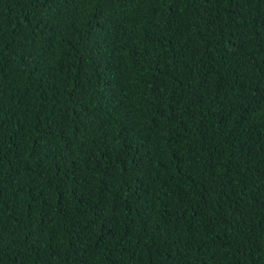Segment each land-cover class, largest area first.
I'll return each instance as SVG.
<instances>
[{
  "label": "trees",
  "instance_id": "trees-1",
  "mask_svg": "<svg viewBox=\"0 0 264 264\" xmlns=\"http://www.w3.org/2000/svg\"><path fill=\"white\" fill-rule=\"evenodd\" d=\"M0 264H264V0H0Z\"/></svg>",
  "mask_w": 264,
  "mask_h": 264
}]
</instances>
